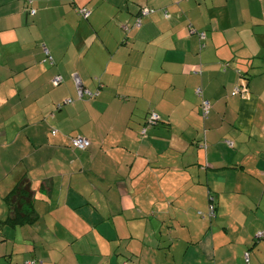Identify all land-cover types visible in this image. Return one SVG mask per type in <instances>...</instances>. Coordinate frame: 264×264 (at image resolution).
Instances as JSON below:
<instances>
[{
  "label": "crops",
  "instance_id": "obj_1",
  "mask_svg": "<svg viewBox=\"0 0 264 264\" xmlns=\"http://www.w3.org/2000/svg\"><path fill=\"white\" fill-rule=\"evenodd\" d=\"M258 231L264 0H0V264H264Z\"/></svg>",
  "mask_w": 264,
  "mask_h": 264
},
{
  "label": "trees",
  "instance_id": "obj_2",
  "mask_svg": "<svg viewBox=\"0 0 264 264\" xmlns=\"http://www.w3.org/2000/svg\"><path fill=\"white\" fill-rule=\"evenodd\" d=\"M84 8H86V7H84ZM79 9H78V12H79ZM59 83L54 84V85H58ZM150 113H148V115L146 116V119H145L143 126L146 125V123H147L146 120L148 119ZM140 133H141V131H140ZM80 136H82V135H80ZM70 145H71V143H70ZM3 199L9 208V214H8V217L4 221L5 223L11 224V225H16V224L32 223L34 220H36L37 214L33 210V206H32L33 190L31 189L30 182L26 177L20 178L15 183V185L12 187V189L3 197ZM210 204L213 205V215H209V209H208V215L210 217H214L215 216V205L213 203H210ZM262 236H264V231H262L261 235H258V233H257L256 238H261ZM244 256H245L244 264H249L248 255H244ZM35 261H37V260H35Z\"/></svg>",
  "mask_w": 264,
  "mask_h": 264
},
{
  "label": "built area",
  "instance_id": "obj_3",
  "mask_svg": "<svg viewBox=\"0 0 264 264\" xmlns=\"http://www.w3.org/2000/svg\"><path fill=\"white\" fill-rule=\"evenodd\" d=\"M28 2H30V0H28ZM29 12L31 14H33L35 12V9L31 7ZM79 12L84 17L88 16V14H89V10L87 8H84V7L80 8ZM145 12H148L147 8L145 9ZM137 24H139V20H137ZM45 51H46V49H45ZM46 55H47L46 59L51 60V56L47 53V51H46ZM51 81H52L53 84H57V83L61 82V76L59 74H56V75H54L52 77ZM239 89H240V87H236L233 90L232 94H234ZM84 92L89 94V95L92 94L90 91H86V90L85 91H79L80 94H82ZM196 92L199 95L200 94V88H197ZM68 101H69V99H67L65 102H68ZM209 107H210L209 101L206 100V99H202L201 109H202L203 116L207 115V113L209 111ZM158 120H159V115L156 112H151L149 117H148V119L146 120V122H147L146 125L143 126L142 129H141V133L144 134L145 131H146V127L148 125H150V124H153V123L157 122ZM53 132H55V131L53 130ZM70 143L76 149H84V148L89 146L90 141L87 138L83 137V136L75 135V136H71L70 137ZM208 209H209V215H213V205L210 204L208 206ZM261 234H262V231H259L258 235H261ZM26 264H41V262L40 261H35V260H29V261L26 262Z\"/></svg>",
  "mask_w": 264,
  "mask_h": 264
}]
</instances>
